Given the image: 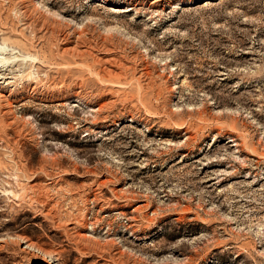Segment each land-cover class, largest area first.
Wrapping results in <instances>:
<instances>
[{"label": "rangeland", "instance_id": "1", "mask_svg": "<svg viewBox=\"0 0 264 264\" xmlns=\"http://www.w3.org/2000/svg\"><path fill=\"white\" fill-rule=\"evenodd\" d=\"M0 36L39 90L0 101V230L68 264H264V0H0Z\"/></svg>", "mask_w": 264, "mask_h": 264}, {"label": "bare ground", "instance_id": "2", "mask_svg": "<svg viewBox=\"0 0 264 264\" xmlns=\"http://www.w3.org/2000/svg\"><path fill=\"white\" fill-rule=\"evenodd\" d=\"M21 61L25 63L33 61V64H38L36 60L32 59L31 55L25 54L17 45L2 39L0 36V101L21 97L29 90L38 93L39 90L36 87L20 82L15 67ZM38 70L41 73L43 72L42 74L45 73V69L42 67H38ZM0 264L68 263L64 261L60 253L46 251L29 238L7 229L0 230Z\"/></svg>", "mask_w": 264, "mask_h": 264}]
</instances>
